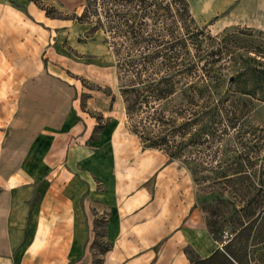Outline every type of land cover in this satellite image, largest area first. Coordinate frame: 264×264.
<instances>
[{"label":"rangeland","instance_id":"1","mask_svg":"<svg viewBox=\"0 0 264 264\" xmlns=\"http://www.w3.org/2000/svg\"><path fill=\"white\" fill-rule=\"evenodd\" d=\"M188 1L200 25H206L214 34L235 32L229 35L231 47L239 48L242 58L248 54L256 58L264 68V0ZM21 4L37 30L33 37L38 42V65L46 68V73L39 78H45V88L50 95L43 98L42 110L52 104L64 106L63 112L60 111L63 129L68 126L65 131L73 141L69 160L74 173L71 191L76 193V211L87 223L91 264H100L103 249L110 246L105 238L109 213L106 208H109L108 198L114 187L113 176H121L125 170H129L126 173L130 180L129 188L132 187L142 199L139 204L147 208V216L159 218L149 220L155 223L154 227L159 232L155 235L151 229V237L144 239L141 247L150 253V264H155L158 255L170 251L169 264H178V254L185 256L180 264H188L189 253L202 255L208 249L213 250L216 241L206 227L204 203L217 204L224 212L232 211V206L209 197L208 179L198 178L194 171L190 158L205 157L207 152L186 150L180 157L169 159L160 149L142 147L129 128L118 90L114 57L104 42L105 35L100 29H90L95 18L79 17L84 0H22ZM3 100L2 104L13 112L2 127L0 168L7 175L24 167L42 174L47 167L41 160V154L49 139L40 132L52 124L49 117L54 113L47 115L48 121L43 123L47 122L46 125L39 121L38 129L30 128L27 126L29 118H20L17 98L4 97ZM248 117L250 119L244 125L245 143L252 142V138L264 139V102H258ZM227 153L234 152L229 150ZM223 194L232 197L230 194L233 193L224 190ZM35 197L37 195L31 202H35ZM244 200L236 193L235 204L239 209L236 214L241 216V220H223L226 222L224 230L229 223L245 225L254 221L264 224L263 212L258 216H246L247 209L241 207ZM165 206L172 214L171 220L164 218ZM261 232L259 240L264 236V227ZM136 248L133 253L137 252Z\"/></svg>","mask_w":264,"mask_h":264},{"label":"trees","instance_id":"2","mask_svg":"<svg viewBox=\"0 0 264 264\" xmlns=\"http://www.w3.org/2000/svg\"><path fill=\"white\" fill-rule=\"evenodd\" d=\"M79 17L95 18L90 29L105 35L129 128L142 147L169 159L207 152L190 158L194 171L208 179L209 197L232 206L224 212L204 203L216 246L208 255L189 253L188 264H264V224L229 223L224 230L223 222L241 220L236 193L246 216L264 214V139L243 138L251 109L264 102V68L231 47L235 32L200 25L188 0H84Z\"/></svg>","mask_w":264,"mask_h":264},{"label":"crops","instance_id":"3","mask_svg":"<svg viewBox=\"0 0 264 264\" xmlns=\"http://www.w3.org/2000/svg\"><path fill=\"white\" fill-rule=\"evenodd\" d=\"M21 2L0 0V104L4 97H16L21 120L29 118L27 126L34 129H38L39 121H48V114L54 115L49 117L52 124L42 126L40 132L49 139L41 154L47 167L45 172L37 174L24 167L7 175L0 168V264H91L87 223L76 211L77 197L71 191L74 173L69 160L73 141L65 131L68 126L63 129L64 106L52 104L42 110L43 98L50 95L45 78H39L46 68L38 65V42L33 37L37 30L31 17L23 12ZM12 112L0 105V149L3 123L12 117ZM1 155L2 149L0 158ZM128 171L113 176L114 187L106 208L109 213L105 238L110 246L103 252L100 264H150V253L141 247L143 240L151 237V229L155 235L159 232L149 220L159 218L148 217L147 208L139 204L142 199L129 188ZM34 195L37 197L33 203ZM167 208L163 209L164 218L171 220ZM135 246L137 252L133 253ZM211 251L208 249L202 255ZM171 253L158 255L155 264H169ZM183 257L178 254L176 263L180 264Z\"/></svg>","mask_w":264,"mask_h":264}]
</instances>
